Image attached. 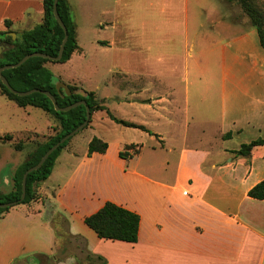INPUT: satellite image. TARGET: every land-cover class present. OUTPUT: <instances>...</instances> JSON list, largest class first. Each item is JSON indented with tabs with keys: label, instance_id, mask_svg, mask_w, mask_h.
Wrapping results in <instances>:
<instances>
[{
	"label": "crops",
	"instance_id": "0c3cea01",
	"mask_svg": "<svg viewBox=\"0 0 264 264\" xmlns=\"http://www.w3.org/2000/svg\"><path fill=\"white\" fill-rule=\"evenodd\" d=\"M68 1L82 48L72 63L87 57L80 43L83 18L107 0ZM127 1L115 0V12L101 13L113 17L91 24L110 34L97 43L119 57L111 69L120 74L112 82L119 94H99L107 81L92 91L61 81L94 92L108 108L116 101L125 111L115 117L151 134L93 116L88 147L94 137L107 142L97 133L102 124L138 140L122 143L115 153L108 143L107 153L89 156L75 136L39 184L38 200L0 218V264H78L51 259L57 213L106 264H264V200L249 197L264 180V145L251 158L234 154L264 138V49L256 28L243 30L222 13L218 19V12L209 27L192 18L191 0H157L160 16L134 19ZM44 11V0H0V32L7 31L8 20L20 36L42 23ZM200 11L208 19L209 10ZM12 136L0 143L24 152L27 146L17 151ZM130 145L139 152L131 149V158H121ZM30 153L0 164L1 193L13 190L15 172ZM107 202L140 215L137 243L102 240L86 225Z\"/></svg>",
	"mask_w": 264,
	"mask_h": 264
},
{
	"label": "trees",
	"instance_id": "16d2710c",
	"mask_svg": "<svg viewBox=\"0 0 264 264\" xmlns=\"http://www.w3.org/2000/svg\"><path fill=\"white\" fill-rule=\"evenodd\" d=\"M229 3H237L241 6L244 13L251 19L252 26L256 28L261 46L264 49V8L258 4L256 0H226ZM55 0H44V17L41 24L34 29L23 32L16 40L7 35L12 33V22L6 21L7 31L0 32V44L10 46L9 49L0 55V69L20 63L26 56L33 53H44L51 57H58L62 43L65 38V32L54 15ZM59 14L69 31V40L65 47L63 58L59 62H54L44 58H32L19 68L6 70L4 76L10 85L18 92H28L32 90H41L52 93L61 108L72 106L78 102L86 101L91 109L92 117L94 113L99 111L107 112L109 118L119 125L129 128L141 129L151 134L144 126H138L133 123L125 122L115 117L103 101L97 99L94 92H88V96L84 97L77 94L79 90L76 86H69L72 92L71 96L66 95L64 91L58 92L55 83V76L46 67L48 63H68L76 52H81L82 48L78 44L77 25L75 24L71 6L68 0H59ZM0 95L5 96L10 101L16 103L21 108L35 107L43 110L51 115L59 124V132L45 142L38 144L37 148L32 151L25 161L17 168L13 177V190L8 193L0 192V203L10 204L17 202L20 205H28L38 200L37 188L39 184L46 181L53 173L56 161L61 152L71 143L72 137L64 143L56 152H54L47 162L39 170L31 173L27 180V195L21 202L23 193V178L25 173L39 164L43 156L62 138L79 128L87 119V108L79 106L69 112H58L52 100L43 93H34L26 97H21L12 93L0 80ZM92 123V119L87 129ZM84 129V130H85ZM83 130V131H84ZM82 132V131H81ZM80 132V133H81ZM79 134V133H78ZM77 134V135H78ZM231 138V134L225 136ZM12 135L0 137V141L8 142L13 140ZM264 138L252 141L249 144H243L240 150L234 152L237 156L251 158L254 148L263 146ZM15 149L22 151L25 144L22 142L15 143ZM135 149L139 152L138 146L130 145L120 153L123 159H129L131 156L128 152ZM109 150L108 142L94 137L88 147V155L95 153L105 154ZM249 197L257 200H264V180L255 186L250 192ZM13 208V207H12ZM12 208H0V218L9 212ZM51 223L55 229L57 250L51 258L56 263L64 262L74 258L78 264H106L104 258L92 254L86 246V241L82 237H75L70 232L69 220L60 213L53 215ZM86 225L93 230L100 239L106 241H120L135 244L139 239V231L141 226V217L139 214L130 211L113 202H107L97 213L88 216L85 219Z\"/></svg>",
	"mask_w": 264,
	"mask_h": 264
},
{
	"label": "rangeland",
	"instance_id": "374dc122",
	"mask_svg": "<svg viewBox=\"0 0 264 264\" xmlns=\"http://www.w3.org/2000/svg\"><path fill=\"white\" fill-rule=\"evenodd\" d=\"M114 1L115 0H107L104 5L102 4L101 7H97L95 10L97 12L94 13V16L90 15V19L88 17L83 18L85 20L80 24V43L85 49L87 57L75 59L72 63L47 64L46 67L55 76L56 84L62 80L65 83L82 84L85 89L92 91L97 87L99 89V86L107 81L106 84L110 85L107 87L103 85V89H99V94L104 95L109 93L114 96L119 94L118 90L112 85V82L114 78H119L120 74L118 72L111 73V69H113L115 61H119V57L117 56V58H115L112 49L104 47L103 45H98L97 43V41L108 37L110 34L108 32H102L91 25L95 20L99 21V19L105 20L113 17H103L101 13H103L104 10L107 14L109 11L112 13L115 12ZM153 1L156 7L151 3ZM256 1L264 8V0ZM127 2L131 5L130 17L134 19L160 16V7L157 5V0H128ZM191 3L192 18L202 19L209 27L212 25L211 21L216 20L215 17H212L216 12H218V19L221 17L219 15L222 13V18H224L225 22L238 23L243 30L253 27L251 19L237 3H229L226 0H191ZM200 7L209 10L208 19L205 14H201ZM100 9H103L102 12ZM207 32L208 34H212L210 29H208ZM109 110L114 116H122V113L125 111L116 101L109 104ZM49 116L51 115L35 107L21 108L5 96L0 95V136L12 134L15 136L14 141L22 142L27 146L24 152L18 153L14 150L11 143H0V164L9 162L15 158L20 159L21 155L26 156L30 151H34L39 143L45 142L56 135L60 129L59 124L54 119L51 118V120ZM93 116H108V114L105 111H99L94 113ZM102 125L103 127H99L97 133L105 137L108 143H111L113 146L112 152L114 153V150L122 143L133 139L138 140V135L131 133L128 137L122 136L119 131H113L106 126L104 127V124ZM36 133L41 134L39 135ZM90 135L91 131H89V129H85L76 135L74 141L76 146L81 150L88 148L87 140Z\"/></svg>",
	"mask_w": 264,
	"mask_h": 264
},
{
	"label": "water",
	"instance_id": "95a60500",
	"mask_svg": "<svg viewBox=\"0 0 264 264\" xmlns=\"http://www.w3.org/2000/svg\"><path fill=\"white\" fill-rule=\"evenodd\" d=\"M58 4H59V0H55V3H54V15H55V18L56 20L58 21V23L61 25V27L63 28L64 32H65V38H64V41L62 43V46H61V49H60V53H59V56L54 58V57H51L47 54H44V53H33V54H30L28 56H26L20 63L16 64V65H9V66H5L3 68L0 69V80L2 81V83L12 92L14 93L15 95H19L21 97H26V96H29L31 94H34V93H43L45 94L46 96H48L54 106H55V109L56 111L58 112H69L79 106H85L87 108V119L86 121L79 127L77 128L75 131L71 132L70 134H68L67 136H65L64 138H62L60 140V142H58L56 145H54L44 156L43 158L41 159V161L39 162V164H37L36 166H34L33 168L29 169L25 175H24V178H23V193H22V198H21V202H23L26 198V195H27V180H28V176L39 170L40 168L43 167V165L47 162V160L50 158V156L56 152L64 143H66L69 139H71L72 137L76 136L78 133H80L81 131H83L90 123L91 119H92V113H91V109L90 107L88 106L87 102L86 101H81V102H78L72 106H69V107H66V108H61L57 102V99L56 97L50 93V92H47V91H41V90H32V91H28V92H18L17 90H15L9 83V81L7 80V78L4 76L3 72L6 71V70H10V69H15V68H19L21 67L23 64H25L29 59H32V58H44V59H48V60H51V61H54V62H59L62 60L63 58V55H64V52H65V47H66V44L68 43V40H69V31H68V28L66 27L65 23L63 22L60 14H59V11H58ZM7 35H11L13 37V40H16L17 38V35L15 33H9ZM10 46L8 45H4V44H0V55L6 51L7 49H9ZM56 83V82H55ZM57 86V90L58 92H62L64 91L66 93V95L68 96H71L72 95V92H71V89L69 87V85L65 84L64 82L60 81L58 84H56ZM77 94L79 95H82L84 97H87L88 96V92H86L85 90L83 89H79L77 92ZM18 203L15 202V203H10V204H1L0 203V208H3V209H7V208H12L14 206H16Z\"/></svg>",
	"mask_w": 264,
	"mask_h": 264
}]
</instances>
